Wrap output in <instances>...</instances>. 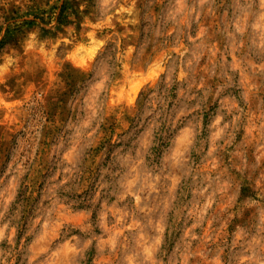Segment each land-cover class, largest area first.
Wrapping results in <instances>:
<instances>
[{
	"label": "rangeland",
	"instance_id": "374dc122",
	"mask_svg": "<svg viewBox=\"0 0 264 264\" xmlns=\"http://www.w3.org/2000/svg\"><path fill=\"white\" fill-rule=\"evenodd\" d=\"M0 41V264H264V0H0Z\"/></svg>",
	"mask_w": 264,
	"mask_h": 264
},
{
	"label": "trees",
	"instance_id": "16d2710c",
	"mask_svg": "<svg viewBox=\"0 0 264 264\" xmlns=\"http://www.w3.org/2000/svg\"><path fill=\"white\" fill-rule=\"evenodd\" d=\"M0 42H2V41H0ZM27 199V197L25 196V194L22 196V200H26Z\"/></svg>",
	"mask_w": 264,
	"mask_h": 264
}]
</instances>
